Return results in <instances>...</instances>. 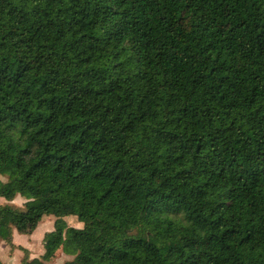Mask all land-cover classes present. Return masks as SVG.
I'll list each match as a JSON object with an SVG mask.
<instances>
[{
	"label": "trees",
	"instance_id": "trees-1",
	"mask_svg": "<svg viewBox=\"0 0 264 264\" xmlns=\"http://www.w3.org/2000/svg\"><path fill=\"white\" fill-rule=\"evenodd\" d=\"M0 176L23 264H264V0H0Z\"/></svg>",
	"mask_w": 264,
	"mask_h": 264
},
{
	"label": "rangeland",
	"instance_id": "rangeland-1",
	"mask_svg": "<svg viewBox=\"0 0 264 264\" xmlns=\"http://www.w3.org/2000/svg\"><path fill=\"white\" fill-rule=\"evenodd\" d=\"M1 179L6 180L5 177L0 176ZM26 199L21 195H16L14 197H4L0 196V204L10 203L16 206H23ZM54 220L52 216L46 217L42 220L38 227L31 234L19 233L16 229L13 231V243L14 246L10 245L8 242L0 239V258L5 264H23L22 258L24 256V251L18 246H23L28 249L29 256L39 257L44 252L43 239L46 232L54 229ZM69 225L80 227L82 223L76 222L71 216L66 217ZM73 256L66 254L61 248H59L46 264H65V261L72 259Z\"/></svg>",
	"mask_w": 264,
	"mask_h": 264
},
{
	"label": "crops",
	"instance_id": "crops-1",
	"mask_svg": "<svg viewBox=\"0 0 264 264\" xmlns=\"http://www.w3.org/2000/svg\"><path fill=\"white\" fill-rule=\"evenodd\" d=\"M81 227V226H80Z\"/></svg>",
	"mask_w": 264,
	"mask_h": 264
}]
</instances>
